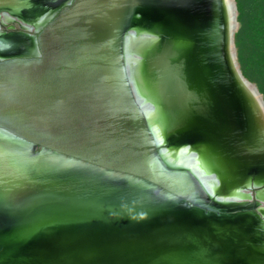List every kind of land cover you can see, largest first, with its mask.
Instances as JSON below:
<instances>
[{"label": "water", "instance_id": "obj_1", "mask_svg": "<svg viewBox=\"0 0 264 264\" xmlns=\"http://www.w3.org/2000/svg\"><path fill=\"white\" fill-rule=\"evenodd\" d=\"M233 5L0 0V264H264Z\"/></svg>", "mask_w": 264, "mask_h": 264}, {"label": "rangeland", "instance_id": "obj_2", "mask_svg": "<svg viewBox=\"0 0 264 264\" xmlns=\"http://www.w3.org/2000/svg\"><path fill=\"white\" fill-rule=\"evenodd\" d=\"M240 6V28L235 41L238 50L239 64L243 72L263 90L264 93V48L254 50L252 39L253 20H260L264 16V0H236ZM237 3V5H238ZM239 13V14H240ZM264 24V21H263ZM264 37V27L262 26ZM264 47V45H263ZM259 49V48H258Z\"/></svg>", "mask_w": 264, "mask_h": 264}, {"label": "flooded vegetation", "instance_id": "obj_3", "mask_svg": "<svg viewBox=\"0 0 264 264\" xmlns=\"http://www.w3.org/2000/svg\"><path fill=\"white\" fill-rule=\"evenodd\" d=\"M262 6L264 7V1L262 2L261 7ZM263 21H264V16L260 20H257L256 18H254V20H253L252 39H253V44H254V47H255L254 50L257 49V51H259V50L261 51V49L264 48L263 47V45H264V37L262 36L263 33L261 32L262 31V26L264 27ZM262 94L264 95L263 92H262Z\"/></svg>", "mask_w": 264, "mask_h": 264}, {"label": "bare ground", "instance_id": "obj_4", "mask_svg": "<svg viewBox=\"0 0 264 264\" xmlns=\"http://www.w3.org/2000/svg\"><path fill=\"white\" fill-rule=\"evenodd\" d=\"M230 1V3H231V5H232V7L234 8V5H233V0H229ZM236 11H237V13L239 12V9H236ZM237 20H238V24H237V26H236V32H235V36H236V33L239 31V28H240V22H239V14L237 15ZM14 25H15V23H14ZM234 44H235V49H236V59H237V61L239 62V59H238V50H237V46H236V41H235V39H234ZM137 58L138 59H140V57L139 56H137ZM240 65V64H239ZM241 68V67H240ZM254 83V82H253ZM253 89H254V86H252V85H250ZM258 87V86H257ZM259 89V88H258ZM260 90V89H259ZM263 97H264V95H263ZM142 102V106H144V108H145V110H146V112L148 113V114H153V111H154V108H152L153 106L151 105V104H149V103H147V101H144V100H142L141 101ZM151 106V107H150ZM151 109V110H150ZM153 110V111H152ZM169 153H170V157H172L173 159H174V157H176V155L174 154L175 152H173V150H169ZM168 153V154H169ZM178 159L179 158H177V161H178ZM180 160V159H179ZM206 183L208 184V185H210L211 184V181H209V179L208 178H206ZM243 193V192H242ZM243 196H247V195H249L247 192H245V193H243L242 194ZM240 196V195H239Z\"/></svg>", "mask_w": 264, "mask_h": 264}, {"label": "trees", "instance_id": "obj_5", "mask_svg": "<svg viewBox=\"0 0 264 264\" xmlns=\"http://www.w3.org/2000/svg\"><path fill=\"white\" fill-rule=\"evenodd\" d=\"M238 3V2H237ZM238 9H239V11H240V6H239V3H238ZM240 13V12H239ZM240 17H241V13L239 14V21H240ZM243 71V70H242ZM244 73V75L248 78V76L245 74V72H243ZM249 80H250V78H248ZM250 81H252V80H250ZM259 88V87H258ZM260 89V88H259ZM260 91L261 92H263V90L262 89H260Z\"/></svg>", "mask_w": 264, "mask_h": 264}]
</instances>
